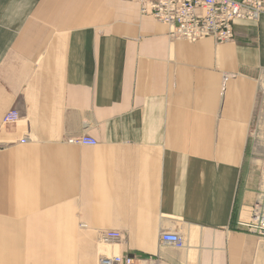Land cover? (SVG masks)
Returning a JSON list of instances; mask_svg holds the SVG:
<instances>
[{
    "label": "crops",
    "instance_id": "0c3cea01",
    "mask_svg": "<svg viewBox=\"0 0 264 264\" xmlns=\"http://www.w3.org/2000/svg\"><path fill=\"white\" fill-rule=\"evenodd\" d=\"M234 30L190 42L137 0H0V264H264L241 224L264 158V15ZM84 134L98 143L69 142Z\"/></svg>",
    "mask_w": 264,
    "mask_h": 264
},
{
    "label": "built area",
    "instance_id": "2783aa9c",
    "mask_svg": "<svg viewBox=\"0 0 264 264\" xmlns=\"http://www.w3.org/2000/svg\"><path fill=\"white\" fill-rule=\"evenodd\" d=\"M142 15H150L168 25L169 34L196 42L214 38L217 42H229L235 38L234 25L237 21H258L264 15V0H137ZM20 118L19 111L12 109L3 117V125H14ZM23 138L21 141L25 142ZM70 143L94 146L98 143L89 134L73 137ZM249 218L242 221L246 229L264 237V168L260 187L254 203L248 208ZM104 242L122 239V232L107 229L100 232ZM161 241L175 248H183L186 241L179 232L163 231ZM98 264H138L128 255H103Z\"/></svg>",
    "mask_w": 264,
    "mask_h": 264
},
{
    "label": "rangeland",
    "instance_id": "374dc122",
    "mask_svg": "<svg viewBox=\"0 0 264 264\" xmlns=\"http://www.w3.org/2000/svg\"><path fill=\"white\" fill-rule=\"evenodd\" d=\"M260 83L262 85L261 93H260V103L258 110L256 112V126L252 128L251 133V144L253 142L258 143L259 150L264 149V72L262 73ZM257 120H260L258 123ZM257 148V149H258ZM258 159L254 160L255 164V175L259 176V181L262 176V171L264 168V158L257 157ZM260 187V185H259ZM248 212V211H247Z\"/></svg>",
    "mask_w": 264,
    "mask_h": 264
},
{
    "label": "bare ground",
    "instance_id": "6f19581e",
    "mask_svg": "<svg viewBox=\"0 0 264 264\" xmlns=\"http://www.w3.org/2000/svg\"><path fill=\"white\" fill-rule=\"evenodd\" d=\"M248 213V212H247ZM248 216H249V213H248ZM249 218V217H248Z\"/></svg>",
    "mask_w": 264,
    "mask_h": 264
}]
</instances>
